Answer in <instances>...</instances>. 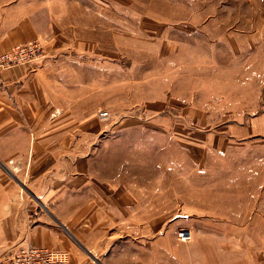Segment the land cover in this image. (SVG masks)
<instances>
[{
    "label": "rangeland",
    "instance_id": "obj_1",
    "mask_svg": "<svg viewBox=\"0 0 264 264\" xmlns=\"http://www.w3.org/2000/svg\"><path fill=\"white\" fill-rule=\"evenodd\" d=\"M8 1L49 7L56 42L84 47L73 63L99 104L85 152L110 137L105 168L122 163L142 187L169 180L171 246L180 229L184 242L211 232L218 264H264V0Z\"/></svg>",
    "mask_w": 264,
    "mask_h": 264
},
{
    "label": "crops",
    "instance_id": "obj_2",
    "mask_svg": "<svg viewBox=\"0 0 264 264\" xmlns=\"http://www.w3.org/2000/svg\"><path fill=\"white\" fill-rule=\"evenodd\" d=\"M8 2L0 4V51L35 38L45 48L37 61L0 69V260L31 244L66 250V264H218L214 233L171 246L162 228L169 180L142 187L122 163L105 168L100 145L110 137L85 152V128L95 127L85 112L99 104H89V75L73 63L85 62L84 47L56 42L49 7Z\"/></svg>",
    "mask_w": 264,
    "mask_h": 264
},
{
    "label": "built area",
    "instance_id": "obj_3",
    "mask_svg": "<svg viewBox=\"0 0 264 264\" xmlns=\"http://www.w3.org/2000/svg\"><path fill=\"white\" fill-rule=\"evenodd\" d=\"M41 54L42 45L37 39L14 44L9 49L0 52V68L34 60ZM101 115H107V111H102ZM178 237L182 241L189 240L191 232L187 229H180ZM68 257L69 254L64 249L25 244L19 247L14 254L1 259L0 264H66Z\"/></svg>",
    "mask_w": 264,
    "mask_h": 264
}]
</instances>
